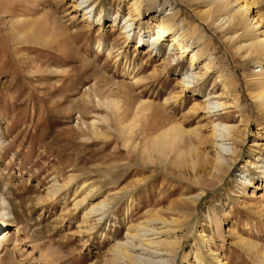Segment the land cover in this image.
<instances>
[{"label": "rangeland", "instance_id": "rangeland-1", "mask_svg": "<svg viewBox=\"0 0 264 264\" xmlns=\"http://www.w3.org/2000/svg\"><path fill=\"white\" fill-rule=\"evenodd\" d=\"M80 1L0 0V191L9 199L0 203L6 216L0 221L11 218V205L20 230L8 228L17 240L7 241L2 260L112 264L126 227L158 211L175 219L181 239L175 264L190 245L205 264H217L206 245L221 264H264V106L254 97L264 82V49L248 47L251 36L264 37V0H228L235 17L222 25L225 11L213 7L221 0H155L148 9L152 0H140V13L133 0H88L87 19L75 5ZM128 13L134 34L125 40ZM173 14L169 31L203 48L194 70L211 58L210 71L190 87L181 80L190 69L187 55L179 58L174 49L169 56L167 36L155 54L138 46L162 16ZM225 81L231 86L223 88ZM208 92L221 110L206 113ZM180 121L197 128L198 137L191 134L197 154L161 158L150 151L149 137ZM224 125H234V139L224 141L237 151L232 161L211 134ZM148 147L155 157L140 150ZM221 155L229 167L216 166ZM52 182L62 188L48 196ZM90 186L94 191L76 205ZM105 196L106 212L83 216ZM133 240L147 256L148 248Z\"/></svg>", "mask_w": 264, "mask_h": 264}, {"label": "bare ground", "instance_id": "bare-ground-1", "mask_svg": "<svg viewBox=\"0 0 264 264\" xmlns=\"http://www.w3.org/2000/svg\"><path fill=\"white\" fill-rule=\"evenodd\" d=\"M87 1L88 0H83V1L77 2L75 4L76 7H78V8L80 7L81 9L84 10V12H83V15L85 16L84 19H87L89 17L88 14H90V12H91L90 8L92 5L88 6V3H86ZM154 2H155V0H152L151 2H149L146 9H148L149 7L152 8ZM201 2L212 3V0H201ZM131 5L133 6L134 11H136L137 13H140V8H139L140 0H133ZM228 5H230V1H228V0L222 1L221 0L220 4L213 6L216 8L217 12L225 11L226 16L225 17L223 16L221 18V19H224V21L220 25H222L225 22L227 24L231 21L233 22V18L235 17V12H230L229 10H227ZM241 8L247 9L248 7L246 4H244V5H242ZM210 11H211V9H210ZM131 16L132 15L130 13L126 14V20L124 22V24H125L124 29L121 31L125 36V40H127L129 35L134 34V31H132L134 29V26H131L133 24V22L131 21L130 23H127L128 21L132 20ZM175 17H176V14H173L171 16H165V15L162 16L157 21L156 30L153 33V35L146 38V39H142V42L138 43V46L140 45L141 47H146L145 52L148 54H152V52H153V54H155L156 52H158V50L154 51L155 45L157 43L161 42L162 40H164V37L167 36L168 37V39H167V45H168L167 54L169 56L171 54L170 52L174 49L177 50V52L179 54V58L183 57L184 55H187L188 67H190V69L188 68L186 70L184 75H182L181 80L183 82V85H185V86L188 85L190 87V86H193V83L200 82L203 79V75L207 71H210L209 69H210L211 58L208 57L207 60L202 64L203 69H201L202 70L201 72L199 71V73H198V71L194 70V67H195L194 65L198 61L199 56H201V54H203L202 53L203 48L193 49L191 47L192 40H189L186 37H184V33L182 31L179 32L177 29H171V31H169L171 28V24L175 20ZM251 20H253V19H250V21ZM254 23L255 22H253V23L248 22V24L250 26H253ZM138 26H139V23L137 24L136 28ZM139 31H140V29H139ZM248 47H250V52L258 53L259 51H262L264 49V37L260 39L257 35L251 36L250 37V43H249ZM107 49H108V51L111 50L109 48H107ZM188 54H189V56H188ZM179 61H176L175 63H178ZM157 81L158 80H154L153 82H149V86L155 85L157 83ZM227 85L231 86L230 82L225 81L223 84V88H226ZM256 85L259 88V91L255 92L254 97L256 98V102L259 105L264 106V82L260 81ZM213 98L214 97L210 95V92H208L206 95L203 96V99H202V101L204 103L203 107L206 109V113L214 112V111H218V110L222 109V103H220L216 100H213ZM116 102H115V104H116ZM143 103H144V101H143ZM139 104H141V103L139 102L138 105ZM112 105H113V103H112ZM142 105H144V104H142ZM108 106H109V108L114 107V106H111L110 104ZM116 106H117V104H116ZM118 106H119V104H118ZM119 107H118V109H119ZM136 107H138V106L136 105ZM142 107H144V106H142ZM114 108H116V107H114ZM144 109H146V108H144ZM0 110H1V107H0ZM113 110L114 111H112V113L113 112L115 113V111L117 109L116 110L113 109ZM125 110H127V109L125 108ZM141 110L143 111V109H141ZM135 112H137V110L134 111L133 114H135ZM141 114H143V113H141ZM144 114H146L145 111H144ZM142 117H144V116H142ZM137 119H139V118L137 117ZM141 119H143V118H141ZM131 121H132V119H131ZM131 121L129 123H126V125L127 124L132 125L134 122L132 124H130ZM140 121H143V120H140ZM171 122H172V120H169V119H165L164 122L162 121V123H164L165 125H168ZM153 125H155V123L152 124L151 126H153ZM184 125H185V122H183V121L175 122L174 124L169 125L165 128L163 127V129L159 130V132H154V133H156L155 135L153 133L154 136L150 135L151 138L149 137L150 140L148 141L149 147L151 149L150 151L156 152L158 157H161V158L162 157L164 158L165 156H167L168 153H170L171 151H174L177 159H182V158H185L186 156L191 157V156H193L194 153L197 154V148L195 147V145L193 143L194 141L191 140V138H192L191 134L198 137L199 132L197 133V128L186 129ZM134 126L136 127V125H133L132 127H130L131 131H132V128ZM151 126H149V127H151ZM233 126L234 125H224V127L220 128L219 130H218V128L214 129L213 132L211 133L213 139L218 141L217 144L215 143V147L220 148V150L223 151L224 155L230 156V157H228V159L231 161L236 157L237 151L235 150V148L233 146H231V144L225 143L224 141L225 140H231L233 138L232 134L230 133V130H232ZM125 127H126L125 125L122 126V128H125ZM151 128H153V127H151ZM147 129H148V127H147ZM128 130H129V128H128ZM125 131L127 132V127L125 128ZM125 131H123V132H125ZM194 139H197V138L194 137ZM2 140H4V139H2V137H0V146H2ZM135 144H134V146H136ZM145 145H146V143H145ZM197 145H199V143ZM149 147L144 148V149H140V150H142V152L145 153V156L148 153L147 149L149 151ZM144 153H141V154L144 155ZM147 155L149 157H152L154 154L151 155L149 152ZM224 155L223 156L221 155V157L216 156V157H218V160L216 158V160H217V162L215 163L216 166H223V167L228 166L225 164L226 161H224V159L226 158V156H224ZM155 156H153V157H155ZM154 159L155 158H153V160ZM177 159L175 161H178ZM164 163H166V162H163V164ZM218 170H219V168H218ZM71 178L72 177H69L68 180H70ZM85 185H86V181L82 182L81 186L83 187ZM61 188H62V185L57 184L55 182H52L46 190V195H48V196L54 195ZM92 191H94V188L91 186L86 188V190L84 189V191H83L84 194L79 199L76 200L75 204L78 205V204L84 202V200L87 199V196ZM108 200H109V197L105 196L103 198L97 199V201L90 202L88 207L84 208L83 216H85L87 218V217L91 216L94 212H96L95 215H99L101 213L106 212L108 209V207H107ZM3 202L9 203V199L6 202L5 198L3 197L2 192L0 191V203L3 204ZM4 210H5V208H4V206H2L0 214H2V216L6 218V216L3 214ZM10 212L12 213L11 218L0 221V228L4 227V229L2 231H0V264H12L11 259L6 260V262H5V260H2V258H3L2 257V255H3L2 251L5 248V244L7 243V241L11 240L12 242H15L17 240L14 237L8 236L10 234L8 228L11 226H14L15 235L20 233L19 227L17 226L18 224H16V221H15L16 218H15L14 213H13V207L11 205H10ZM157 221L162 223V225H161L162 227H160V229L154 227L155 225L151 226V224H155L153 222L157 223ZM174 225H175V219H167V218L163 217L161 214H159L158 211L152 213L151 215L148 214V216L145 219H143L142 221L140 220L139 222H137L135 224L128 225L126 227L127 239L125 241L124 240H116L114 245H113L112 257H111L112 264H124V263L125 264L126 263L127 264H162L164 262H166L167 264H175L176 256H177V252H178V247L181 244V239L177 236V233H176L177 230H176V227H174ZM24 236H26V235H24ZM203 236L204 235H200V238L203 239L202 241H205L206 239H204ZM27 237H29V236H27ZM27 237H25V238H27ZM133 239H137L140 242V245L143 244L148 248L146 250L147 256H141L139 254V252H137L139 247L137 248L138 245H135L134 244L135 242L132 243ZM192 246L193 245H190L189 248L185 252H183L182 257H181V260H182L181 264H205V259H204L203 255L200 253L199 250H194L192 248ZM206 246H207V251L209 252V254L212 255V259H214L217 262V264H221L219 258L214 254V252L210 249V247L208 245H206ZM155 258L156 259L158 258V259L154 260Z\"/></svg>", "mask_w": 264, "mask_h": 264}]
</instances>
